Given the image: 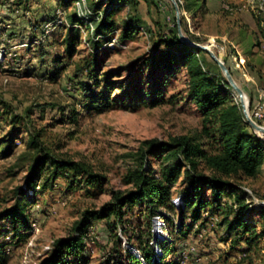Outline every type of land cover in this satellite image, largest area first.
Listing matches in <instances>:
<instances>
[{"label": "rangeland", "instance_id": "374dc122", "mask_svg": "<svg viewBox=\"0 0 264 264\" xmlns=\"http://www.w3.org/2000/svg\"><path fill=\"white\" fill-rule=\"evenodd\" d=\"M61 2L30 0L26 9L13 0H0V52L5 50L0 57V212L19 196L30 199L28 229L20 221L13 224L10 219L0 220V245L8 255L6 264H42L56 240L76 234L75 223L87 209L101 207L116 191L131 189L129 173L141 161L144 141H170L176 136L194 135L201 128L202 116L188 98L186 68L181 63L169 67L161 57L154 62L160 51L177 45L172 0H128L114 15L115 45L98 50L87 25L70 22L75 13L87 17L91 0H85L82 6L76 0L63 7L67 23L53 26L52 13L62 8ZM178 3L184 34L208 45L225 63L227 60L248 96L252 114L264 88H248L253 63L264 66V0H204L207 10L192 12L186 9V0ZM127 19L141 25L129 37H125ZM72 39L74 44L69 47ZM237 49L251 56L250 60L244 63L236 58L240 56ZM206 56L212 59L208 52ZM87 68L94 70L90 89L95 93L106 91L109 108L103 112L83 106L76 74L86 79ZM137 89L142 92L139 99L134 98ZM153 89L162 92L156 105L150 104ZM130 90L133 102L127 94ZM229 91L240 103L234 89ZM258 134L264 138L263 133ZM33 136L39 137L51 155L90 165L95 174L104 177L101 184L88 185L69 171L54 179L48 162L39 180L31 182L33 162L40 157L38 149L31 146ZM152 162L158 171L166 159L163 155ZM229 181L240 187L241 194L242 190L246 192L247 204L255 208L250 218L262 235L255 251L244 252L243 244L231 246L234 236L221 226L222 214L212 217L205 210L201 221L192 224L186 219L178 233L175 227L181 217L176 210L164 209L166 217L151 216L144 203L124 208L126 232L122 224L117 230L123 248H133L128 237L137 241L139 233L141 241H149L154 249L169 237L166 260L182 252L184 264H264V163L255 177ZM185 187L183 170L172 190L173 202ZM204 196L209 203V187H204ZM226 201L231 205L233 198ZM109 233L106 220L93 221L85 234L86 248L70 254L67 264H111L115 254ZM219 243L229 245L239 255L227 262L215 256L198 260L213 254Z\"/></svg>", "mask_w": 264, "mask_h": 264}, {"label": "trees", "instance_id": "16d2710c", "mask_svg": "<svg viewBox=\"0 0 264 264\" xmlns=\"http://www.w3.org/2000/svg\"><path fill=\"white\" fill-rule=\"evenodd\" d=\"M74 1L76 0H62L61 6L65 8ZM127 1L91 0L90 13L87 17H79L75 13L70 16V22L73 25H87L96 50L109 46L116 29L114 15L128 3ZM186 1L188 11L192 12L194 9L200 11L206 8L204 0ZM29 2L30 0H13L14 4L26 9L29 7ZM54 13L55 11L52 13V21ZM72 28L74 27L70 29ZM139 28H141L139 23L127 19L125 37L133 35ZM174 41L177 45L160 51V56L154 57V62H158V58L161 57L169 67L181 63L186 68L188 98L195 103L202 116L201 128L194 135L176 136L170 141L159 139L144 141V147L140 153L141 161L129 173L128 182L132 183V188L126 192H114L112 199L99 208L87 209L82 218L75 223L76 234L56 240L52 251L42 264H67L70 254L83 252L87 244L86 231L95 220L107 221L110 231L109 239L114 244L112 252L115 254L111 264H182L180 259L182 252L178 253L176 248L178 257L166 260L169 249L165 244L169 237L163 238L165 241L154 249L149 246V241L144 244L138 233L137 241L128 237V244L132 243L136 246L138 253L133 250L135 249L133 245V248H123L121 236L117 230L122 224L123 233L126 232L123 225L124 208L135 203H144L146 212L151 216H164V209L176 210L181 217L175 227L178 233L182 231L186 219L189 218L192 224L201 221L205 210L212 217L217 213L222 214L221 226L225 225L226 232L234 236L231 237V246L237 247L243 244L244 252L255 251L262 237L252 217L250 218L255 208L247 204L246 192L242 190L243 194H241L240 187L229 179L255 177L259 173L264 163V139L246 121L241 104L233 99L229 91L232 86L216 61L206 56L207 51L182 42L177 33L174 34ZM196 41L199 40L196 39ZM72 44H74L73 39L69 41V47ZM229 69L233 74L230 67ZM93 72L92 68H87L86 79L76 74L77 85L81 92L83 106L96 112H103L109 108V101L105 97L106 91L101 90L95 93L90 89L89 79ZM58 73L59 71L53 76H57ZM127 94L133 102L134 98H141L142 92L140 89L134 90V98H132L131 90ZM160 97H162L160 89L159 91L153 89L150 104H158L161 101ZM31 146L37 148L40 153V157L33 162V171L29 179L33 183L39 180L42 171L46 170L47 162L54 179L63 172L69 171L74 176H81L86 184L97 186L101 184V178H104L95 174L91 166L85 162L70 158L60 159L51 155L42 147L38 136H33ZM163 155L166 163L157 171L153 167L152 160ZM183 170L186 187L181 193L182 202L176 205L172 201V190ZM205 170H209L210 173H205ZM45 182L42 184L43 187L46 186ZM205 186L209 187L212 193L209 203L204 196ZM228 198H233L231 205H228L226 201ZM28 202L30 199L26 195L19 196L12 206L0 212V220L10 219L13 224L20 221L24 228L28 229L30 226ZM204 221L206 217L201 224ZM14 229L17 230V226H14ZM7 260L8 255L3 245H0V264H6Z\"/></svg>", "mask_w": 264, "mask_h": 264}, {"label": "water", "instance_id": "95a60500", "mask_svg": "<svg viewBox=\"0 0 264 264\" xmlns=\"http://www.w3.org/2000/svg\"><path fill=\"white\" fill-rule=\"evenodd\" d=\"M172 1L174 3L175 9H176L177 28H178V35H179L180 40L182 42L192 46V47H196V48L205 50L210 54L212 59L215 60L216 63L220 66V68H221L224 76L227 78L229 84L232 86L234 91L237 93V95L240 99V104L242 106V110H243L246 121L253 127V129L257 133H259L260 131L262 133H264V126L259 124L257 121H255L250 114V107H249L250 102H249V99H248L246 92L241 87V85L238 83V81L235 79V77L231 73L229 67L226 65L225 61L222 60V58H220L215 53V51H213L208 45L196 42L184 34V31H183L182 26H181V10H180L178 0H172ZM259 136L262 137L260 134H259Z\"/></svg>", "mask_w": 264, "mask_h": 264}, {"label": "crops", "instance_id": "0c3cea01", "mask_svg": "<svg viewBox=\"0 0 264 264\" xmlns=\"http://www.w3.org/2000/svg\"><path fill=\"white\" fill-rule=\"evenodd\" d=\"M238 50V49H237ZM238 54L240 56H237L236 58L240 59L245 63L246 61L250 60L251 56H248L247 54H242L238 50ZM255 66L251 68V73L248 79L250 80L248 84V88L250 89H256L259 90L261 87L264 86V66L257 64V62L253 63ZM218 248H215L216 250H212L211 253L213 254H208L206 256H201L198 258V260H202L204 258H207L208 256L213 257L215 256L216 258L221 257V260L223 262H227L228 260H232L234 256H238L239 252L236 250H232L229 245H224L222 243H219Z\"/></svg>", "mask_w": 264, "mask_h": 264}, {"label": "built area", "instance_id": "2783aa9c", "mask_svg": "<svg viewBox=\"0 0 264 264\" xmlns=\"http://www.w3.org/2000/svg\"><path fill=\"white\" fill-rule=\"evenodd\" d=\"M77 4L79 6L85 5V0H77ZM65 17H66L65 10L61 7H58L55 10L54 20L52 21L51 24L53 26L63 25L64 23H67ZM115 43H116V39L113 38L111 40V42L109 43V45L114 46ZM4 52H5V50H1L0 57L3 55ZM251 116L255 121L261 122L262 123L261 125L264 126V88L260 91L258 100L254 103V105L252 107ZM181 202H182L181 197L174 199V203L176 205H179ZM184 262H185V259H182V264H184Z\"/></svg>", "mask_w": 264, "mask_h": 264}, {"label": "bare ground", "instance_id": "6f19581e", "mask_svg": "<svg viewBox=\"0 0 264 264\" xmlns=\"http://www.w3.org/2000/svg\"><path fill=\"white\" fill-rule=\"evenodd\" d=\"M261 132V131H260ZM262 133V132H261ZM264 134V133H263Z\"/></svg>", "mask_w": 264, "mask_h": 264}]
</instances>
